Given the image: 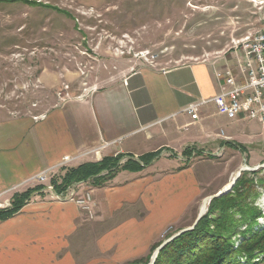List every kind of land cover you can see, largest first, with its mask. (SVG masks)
Masks as SVG:
<instances>
[{
    "label": "crops",
    "instance_id": "1",
    "mask_svg": "<svg viewBox=\"0 0 264 264\" xmlns=\"http://www.w3.org/2000/svg\"><path fill=\"white\" fill-rule=\"evenodd\" d=\"M227 67L234 59L146 66L42 115L0 119L2 201L48 169L129 161L103 186H84L92 218L71 202L35 196L0 219V264H136L167 227L191 226L202 200L226 187L254 142L250 122L227 120L210 101L222 86L216 74ZM202 101L191 119L184 109ZM159 152L147 166L138 160Z\"/></svg>",
    "mask_w": 264,
    "mask_h": 264
},
{
    "label": "rangeland",
    "instance_id": "2",
    "mask_svg": "<svg viewBox=\"0 0 264 264\" xmlns=\"http://www.w3.org/2000/svg\"><path fill=\"white\" fill-rule=\"evenodd\" d=\"M263 12L264 0H0V119L42 115L63 104L61 99L110 86L146 66L166 70L203 60L233 61L242 40L260 28ZM240 119L250 122L255 135L245 148L244 164L259 166L264 163V132L257 121ZM159 155L138 160L147 166ZM109 160L111 173L129 163L121 156ZM72 168L66 164L51 170L49 180L59 184ZM238 180L236 193L209 203L203 216L216 220L219 210L234 201L240 234L232 239L234 246L248 229L238 212L259 211L263 217L258 224L264 226V169L245 172ZM31 184L0 210L15 201L49 197L43 185ZM77 184L81 194L88 183ZM183 220L189 223L190 213ZM210 227L215 229V221ZM175 233L167 227L155 248ZM239 260L246 262L245 256Z\"/></svg>",
    "mask_w": 264,
    "mask_h": 264
},
{
    "label": "trees",
    "instance_id": "3",
    "mask_svg": "<svg viewBox=\"0 0 264 264\" xmlns=\"http://www.w3.org/2000/svg\"><path fill=\"white\" fill-rule=\"evenodd\" d=\"M109 162L108 158H104L100 162L84 163L70 169L59 184L56 180H51L55 193L60 194L71 185L80 182L90 183L96 187H99L96 184L102 182L103 184L100 186H103L113 175L111 170L108 171ZM113 162L116 163L115 160ZM103 172H107L104 178L100 175ZM238 184L239 180L228 195L226 194L218 200L223 201V199L230 198L232 194L236 193ZM215 202L212 200L210 207ZM22 205V202L15 201L11 203L10 209L0 210V219L11 217L19 211ZM233 205L234 201H230L228 205L223 206L219 210L216 220L210 219L209 216L203 217L193 231L182 234L164 247L154 264H259L264 262V226L261 227L258 224V219L262 218L263 214L250 208L238 212L240 220L248 229L242 234L239 244L234 246L232 239L240 234L237 230L238 226L233 220ZM246 205L247 207L252 206L251 203H246ZM213 221H215V229L210 227V223ZM151 255L142 264H148ZM241 256H245V263L240 262ZM259 257H262L261 260H258Z\"/></svg>",
    "mask_w": 264,
    "mask_h": 264
},
{
    "label": "built area",
    "instance_id": "4",
    "mask_svg": "<svg viewBox=\"0 0 264 264\" xmlns=\"http://www.w3.org/2000/svg\"><path fill=\"white\" fill-rule=\"evenodd\" d=\"M235 67H227L222 73H217L218 82H222L219 93L210 101L214 103L217 113L229 121L238 120L241 117L257 121L264 132V12L261 17V26L253 36L242 40L240 44V55L235 51ZM94 91L85 89L77 99H83ZM70 100L61 99L62 102ZM204 101L194 103L184 109V112L195 120L199 108ZM68 160L66 162H69ZM64 162V163H66ZM63 163V164H64ZM51 169L41 172L31 180L43 185L44 192L50 199L56 201H68L75 204L90 218L93 217V201L91 192L84 190L77 193V186L73 184L64 192L57 194L54 185L49 180ZM10 206L8 200L0 199V209Z\"/></svg>",
    "mask_w": 264,
    "mask_h": 264
},
{
    "label": "water",
    "instance_id": "5",
    "mask_svg": "<svg viewBox=\"0 0 264 264\" xmlns=\"http://www.w3.org/2000/svg\"><path fill=\"white\" fill-rule=\"evenodd\" d=\"M261 169H264V163L259 165V166H255V167H249L246 164L242 165L239 168V170L234 174L232 180L226 185L225 188H223L218 193L211 195V196H208L202 200L199 211H198L197 216H196V219L191 226H189L185 229H182V230L178 231L177 233L173 234L172 236H170L169 238L164 240L158 247H156L153 250L148 264H154L158 258L159 253L161 252V250L164 247H166L168 244L173 242L175 239L180 237L182 234L193 231L195 229V227L198 225V223L201 221L203 216L205 215V213L207 211V206L209 205V203L212 200H215L217 198H220V197L230 193L232 191L233 187L235 186L236 182L238 181V179L240 178V176L243 173H245V172L255 173Z\"/></svg>",
    "mask_w": 264,
    "mask_h": 264
}]
</instances>
